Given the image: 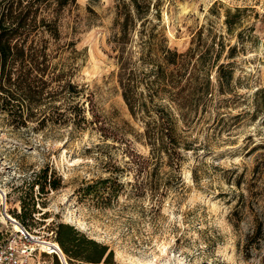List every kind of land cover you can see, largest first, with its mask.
<instances>
[{
    "label": "rangeland",
    "instance_id": "rangeland-1",
    "mask_svg": "<svg viewBox=\"0 0 264 264\" xmlns=\"http://www.w3.org/2000/svg\"><path fill=\"white\" fill-rule=\"evenodd\" d=\"M116 2L75 0L60 14L52 7L39 14L58 17L60 37L49 48L90 95L92 123L23 125L14 108L8 114L0 106V247H26L29 264H51L39 244L55 243L52 227L64 223L106 245L116 264H264V0H151L147 14L159 18L169 47L191 49L189 68L202 57L193 67L210 82L191 124L176 122L178 169L163 157L157 172L143 124L116 81ZM216 52L231 72L222 89L207 57ZM140 167L146 171L138 177ZM44 168L48 181L61 179L57 190L31 188ZM108 177L121 184L116 196L83 194ZM137 180L147 183L144 192L132 191ZM31 195L36 204L25 229L15 216L20 198L28 203Z\"/></svg>",
    "mask_w": 264,
    "mask_h": 264
},
{
    "label": "trees",
    "instance_id": "trees-1",
    "mask_svg": "<svg viewBox=\"0 0 264 264\" xmlns=\"http://www.w3.org/2000/svg\"><path fill=\"white\" fill-rule=\"evenodd\" d=\"M74 2L0 0V106L8 114H13L14 108L15 116L23 125L31 120L38 124L51 121L75 127L92 123L85 115L86 103L89 112H93L90 95L72 83L64 68L58 67L54 61L56 53L49 48V39L60 37L58 17L39 16L48 7H52V14H60L64 7ZM151 3V0H117L119 29L110 42L122 99L130 115L143 124L142 137L150 149L148 159L155 162L152 172H157L163 157L169 167L178 169L182 144L176 134V122L191 124L204 103L210 82L207 74L200 79L197 68L193 67L203 62L202 57L189 68L193 58L191 49L179 53L169 47L163 29H157L159 18L147 14ZM226 23L231 26L228 17ZM72 45L69 43L68 47ZM214 55L207 56L209 66L217 68L218 84L222 89L228 85L231 72L226 71L223 64H217L219 52ZM143 171L146 169L140 167L138 177ZM47 173L48 168H44L35 175L31 188L37 185L40 193L46 188L57 190L61 179L48 181ZM146 185L137 180L131 184L132 191L144 192ZM151 185L154 184L151 183L150 188ZM120 187L115 178L108 177L87 185L82 192L85 196L98 195L109 200L117 195ZM35 204L33 195L28 203L20 198L21 212L15 218L24 228ZM52 232L66 264H116L112 250L72 226L58 223L53 225ZM261 233L262 224H258L255 236ZM50 254L51 264H61L54 252Z\"/></svg>",
    "mask_w": 264,
    "mask_h": 264
},
{
    "label": "built area",
    "instance_id": "built-area-1",
    "mask_svg": "<svg viewBox=\"0 0 264 264\" xmlns=\"http://www.w3.org/2000/svg\"><path fill=\"white\" fill-rule=\"evenodd\" d=\"M29 257L26 247L16 248L12 244L0 247V264H29Z\"/></svg>",
    "mask_w": 264,
    "mask_h": 264
},
{
    "label": "bare ground",
    "instance_id": "bare-ground-1",
    "mask_svg": "<svg viewBox=\"0 0 264 264\" xmlns=\"http://www.w3.org/2000/svg\"><path fill=\"white\" fill-rule=\"evenodd\" d=\"M15 230L20 231V228L17 225H14ZM39 247L43 250L46 251L48 253H52L55 252L54 250L57 248L59 249L58 245L56 243H51V242H45V243H41L39 244ZM60 251V249H59ZM61 252V251H60ZM61 258H63V254L61 252ZM64 262V260H63Z\"/></svg>",
    "mask_w": 264,
    "mask_h": 264
},
{
    "label": "water",
    "instance_id": "water-1",
    "mask_svg": "<svg viewBox=\"0 0 264 264\" xmlns=\"http://www.w3.org/2000/svg\"><path fill=\"white\" fill-rule=\"evenodd\" d=\"M54 251H55L54 253L58 256V258L60 260V263L61 264H66L64 257L61 258V252L59 251V249L56 248ZM63 260H64V262H63Z\"/></svg>",
    "mask_w": 264,
    "mask_h": 264
}]
</instances>
